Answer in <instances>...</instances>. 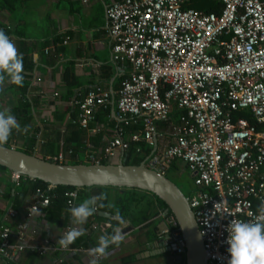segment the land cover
Returning <instances> with one entry per match:
<instances>
[{"label":"built area","instance_id":"1","mask_svg":"<svg viewBox=\"0 0 264 264\" xmlns=\"http://www.w3.org/2000/svg\"><path fill=\"white\" fill-rule=\"evenodd\" d=\"M86 1V0H83ZM111 59L126 64L115 101L122 126L101 158L139 142L152 144L157 122L170 121L171 141L152 152L146 166L165 174L182 161L193 176L188 197L199 227L207 264H227L226 231L232 219L250 220L264 199V0H217L219 13L189 7L190 0H103ZM111 103L107 91L79 97L78 122L87 127L95 110ZM246 112L247 117L237 115ZM141 120V128L122 138L123 126ZM61 153L54 161L62 162ZM17 180L21 174L11 172ZM53 185L49 184L48 189ZM76 190L67 193L73 205ZM49 198L36 189L27 216ZM252 213L253 216H249ZM15 233L22 240L21 225ZM74 227H67L62 235ZM11 227L0 224V251L12 257ZM163 242L184 261V241L172 214L165 215ZM184 264V262H183Z\"/></svg>","mask_w":264,"mask_h":264},{"label":"crops","instance_id":"2","mask_svg":"<svg viewBox=\"0 0 264 264\" xmlns=\"http://www.w3.org/2000/svg\"><path fill=\"white\" fill-rule=\"evenodd\" d=\"M107 28L103 0H0V30L5 31L19 53L27 57L22 75L28 82L26 99L30 111L23 116L24 122L13 112L20 101L17 86L5 82V92L0 94V110L10 109L22 128L30 126L26 134L13 130L7 141L10 146L48 159L61 153L62 162L68 163H93L90 156L95 159L103 156L108 141L122 126L116 115L115 101L120 81L128 69L126 64L111 59ZM89 90L110 94V114L99 107L94 119L83 127L77 120L79 109L75 101ZM179 113L173 109L170 121L157 122L158 136L152 144L137 143L150 149L144 162L152 152L171 141L170 124L176 122ZM123 129L122 138L126 140L131 132L140 128L131 130L123 126ZM128 151L116 149L109 160L102 161L118 163L126 159ZM143 153L140 146V151H134L131 157ZM173 163L188 170L182 161ZM20 178L15 180L11 171L0 170V224L11 227V245H24L21 250L9 249L14 252L11 258L0 251V264H89L88 251L97 245L101 235L109 234L114 214L96 207L86 223L72 224L69 208L96 197L85 189L75 196L71 206L67 201L63 207L51 205L50 211L44 214L45 205H40L38 211L28 217V207L36 195L29 184L26 189L21 188V179L25 178ZM194 189L193 183L190 193ZM108 192L112 199L123 190L109 188ZM131 194L132 199L139 201L133 200L123 211L124 224L117 225L115 221L114 226L121 227L125 238L119 246H110L98 264H172L176 255L162 253L166 248L161 240L164 209L150 192L133 189ZM20 225L22 240L15 234ZM67 227L82 228L85 234L64 249L56 242Z\"/></svg>","mask_w":264,"mask_h":264},{"label":"water","instance_id":"3","mask_svg":"<svg viewBox=\"0 0 264 264\" xmlns=\"http://www.w3.org/2000/svg\"><path fill=\"white\" fill-rule=\"evenodd\" d=\"M118 163H68L42 158L34 152H25L12 146H0V166L32 179L45 181L53 186L67 185L76 188L113 186L135 188L156 195L176 220L184 241V264H207L202 236L188 204L189 195L165 174L145 165ZM94 198V197H91ZM108 215V213L100 212ZM164 238H161L163 241ZM168 246L162 253H171ZM182 263L176 255L172 264ZM171 264V263H166Z\"/></svg>","mask_w":264,"mask_h":264},{"label":"clouds","instance_id":"4","mask_svg":"<svg viewBox=\"0 0 264 264\" xmlns=\"http://www.w3.org/2000/svg\"><path fill=\"white\" fill-rule=\"evenodd\" d=\"M23 55L19 53L13 40L5 31L0 30V90H3L5 82L12 85L23 86ZM13 130L28 133L30 126L23 128L10 109L0 110V146L7 143ZM106 194L85 199L80 204L70 207L71 222L74 225H83L96 211L99 201L105 200ZM103 207V204L99 205ZM109 207H113L109 205ZM257 215L254 219H232L227 226V251L230 258L227 264H264V199L257 206ZM249 216H253L249 213ZM112 219L117 225L124 224V219L119 209H116ZM85 234L82 228H71L65 232L56 242L61 248L67 249L79 237ZM121 227L113 228L111 235L104 234L98 238L97 245L88 251L89 264H98L101 257L107 255L110 246H119L124 240Z\"/></svg>","mask_w":264,"mask_h":264},{"label":"trees","instance_id":"5","mask_svg":"<svg viewBox=\"0 0 264 264\" xmlns=\"http://www.w3.org/2000/svg\"><path fill=\"white\" fill-rule=\"evenodd\" d=\"M191 7H194V8L199 9V10L207 11V12L213 11V12L219 13L220 9H221V3L218 2L217 0H203L201 2V4L195 5V6L193 5ZM25 61H27V57H23V63ZM14 86H17V85H14ZM27 87H28L27 81H23V86H17V91L20 93V101L18 104H16L14 106V109H13L14 114L17 117H19L22 122H24L23 116L29 115V111H30L29 103L27 102V99H26ZM3 92H5L4 89L0 90V94H2ZM109 107H106L103 110L106 114H110V108ZM20 113H22L21 116H20ZM237 115L245 116L251 122H254V120L252 118H250V115L247 114L246 112L239 111L237 113ZM140 122H141V120H138L137 123H135V124L131 123L129 125H126V127H127V129H131V130H133L134 128H141ZM263 127H264V125H257V128H259V129H263ZM4 145L10 146L8 143H6ZM140 146H141L142 150H144V153L139 157H131V155L135 151V147L131 146L129 151L127 152L126 159H125L124 163H126V164H139V163L144 161V158H145V156H147L149 154L150 149H145L144 148L145 146L143 143L140 144ZM25 152H29V151H25ZM40 157L44 158L43 156H40ZM102 163H104V161H102ZM171 166L176 167V164L173 163ZM0 170L1 171H7L8 169H6L3 166H0ZM22 177H24L25 180L21 179ZM21 178H20L21 179V183H20L21 188L26 189L27 185L29 184L31 187V190L34 192L35 195H36V189H40L41 191H43V193L45 195L48 196L49 202L43 208L44 214L46 212L50 211L51 205H54L56 207H63L65 205H67L66 204L67 193L69 191H72V190L77 191L76 192L77 197L80 195V191L85 190V189H89L90 193H92L96 197L99 196L101 193H105L107 198L103 201H99L96 207H97V209H100V210L109 211L112 214H115L116 209H119L120 214L122 215L123 211L128 209L129 204L131 202H133V200L139 201L138 199H132L131 191L135 188H122L123 193H121V194L116 193L114 195V197L111 199V196L108 192L109 188H113V189H117V190H119L121 188L113 187V186H90V187L76 188V187L67 186V185H56V186H53L52 188L48 189L49 183H47L45 181H42L39 179H32V178L30 179L29 177H26L24 175H21ZM154 196L158 200L160 206L164 209L163 202L156 195H154ZM15 201H17V200H15ZM100 204H103V207H100L99 206ZM109 205H112L113 207H109ZM170 214L171 213L169 211L165 213V215H170ZM115 224H116V222L113 221L111 223L110 227L108 228V233L110 235L113 232V228H114Z\"/></svg>","mask_w":264,"mask_h":264},{"label":"rangeland","instance_id":"6","mask_svg":"<svg viewBox=\"0 0 264 264\" xmlns=\"http://www.w3.org/2000/svg\"><path fill=\"white\" fill-rule=\"evenodd\" d=\"M202 1L203 0H190L187 5L189 7L199 5ZM165 174L172 179L185 194L189 195L190 189L193 187V179L191 173L186 168L171 167Z\"/></svg>","mask_w":264,"mask_h":264}]
</instances>
